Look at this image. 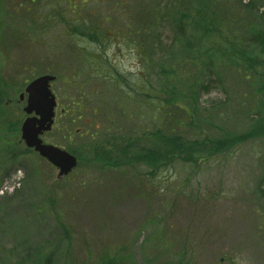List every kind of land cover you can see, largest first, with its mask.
Here are the masks:
<instances>
[{
  "label": "rangeland",
  "instance_id": "obj_1",
  "mask_svg": "<svg viewBox=\"0 0 264 264\" xmlns=\"http://www.w3.org/2000/svg\"><path fill=\"white\" fill-rule=\"evenodd\" d=\"M155 7V0H0V189L17 172L23 176L15 193H0V264H264V143L197 164L176 158L154 171L139 163L102 167L103 154L116 148L99 138L111 139L109 133L66 120L89 133L64 137L56 125L43 136L79 159L59 179L57 168L21 139L28 115L19 97L42 75L57 76L59 106L82 101L97 124L106 117L111 123L117 75L127 79L120 94L126 104L138 74L159 87L156 66L173 33L145 27ZM94 30L103 35L99 41L90 37ZM220 74L223 85L202 95L201 109L227 102L231 117L213 130L239 133L246 124L237 114L233 71ZM80 86L88 96L79 97ZM152 109L144 103L142 132L157 127Z\"/></svg>",
  "mask_w": 264,
  "mask_h": 264
},
{
  "label": "trees",
  "instance_id": "obj_2",
  "mask_svg": "<svg viewBox=\"0 0 264 264\" xmlns=\"http://www.w3.org/2000/svg\"><path fill=\"white\" fill-rule=\"evenodd\" d=\"M155 1L153 15L145 27L149 31L162 29L173 33L168 48L164 47L163 51L168 55H164L156 66L162 74L159 87L149 81L145 84L138 74L134 83L129 81L130 96L126 104L121 102L120 94L124 92L127 79L117 75L114 84H118V89L113 97L111 107L114 112L110 124L106 122L108 117L100 124L86 121L90 115L86 112L87 104L82 101L80 106L75 103L70 108L73 112L69 109L67 112L74 124L82 121L88 129L93 124L101 136L109 133L111 139L99 137L102 141L115 142L116 148L110 150L111 157H107L108 152L103 154L105 164L101 166L139 163V166L147 165L154 171L176 158L197 164L202 158L221 156L248 142L263 144L264 0ZM102 36L99 30L90 35L97 41ZM153 36L147 35L149 43L154 42ZM160 41L165 42L164 33ZM208 41L212 48H207ZM205 49L206 60L202 57ZM222 72L225 78L229 73L230 78L236 81L237 114L246 124L239 133L223 128L219 134L220 131L213 130L218 119L231 117L227 102L211 105L205 111L201 109L202 95L214 88L213 85H223ZM144 103L154 110L151 119L157 127L153 132H142ZM105 108L109 114L110 108ZM108 126H114L113 131ZM190 131L197 136L186 135ZM116 153L119 156L114 159Z\"/></svg>",
  "mask_w": 264,
  "mask_h": 264
},
{
  "label": "water",
  "instance_id": "obj_3",
  "mask_svg": "<svg viewBox=\"0 0 264 264\" xmlns=\"http://www.w3.org/2000/svg\"><path fill=\"white\" fill-rule=\"evenodd\" d=\"M55 80L56 76L49 74L37 77L20 95V100L24 101L27 94L24 111L28 115L21 127V138L27 147L34 149L56 166L59 170L58 178H62L77 167V157L57 146L44 143L41 139V135L51 131L54 124L57 100L51 83Z\"/></svg>",
  "mask_w": 264,
  "mask_h": 264
},
{
  "label": "flooded vegetation",
  "instance_id": "obj_4",
  "mask_svg": "<svg viewBox=\"0 0 264 264\" xmlns=\"http://www.w3.org/2000/svg\"><path fill=\"white\" fill-rule=\"evenodd\" d=\"M56 80H57V76H56ZM52 86H53V82L51 83V88H52ZM78 90H79L80 93H82V94H79L80 98H84L85 96H88V94H86V92L83 91V87L82 86H80L78 88ZM55 96H56V94H55ZM56 100H57V106L55 108L54 124L52 126L51 131L53 130L54 126L57 125L59 128H61L63 130L61 133L64 135V137L65 136L71 137V135H78V136L87 135V133L85 131L83 132L82 129H79V128L73 129V128H69L68 127V124L65 121L66 120H72V116L71 115H67L69 106H67V107L59 106V102H58L57 96H56ZM74 105H75V103L73 104V106ZM78 105L80 106L79 102H78ZM69 110L71 111V109H69ZM71 112H73V111H71ZM86 112H90V109L87 108V107H86ZM87 120H89V117H86V121ZM48 132H50V131H48ZM48 132H45L44 134L41 135V139L43 140L44 143H47V142L44 141L43 136L46 133H48ZM47 144H49V143H47Z\"/></svg>",
  "mask_w": 264,
  "mask_h": 264
},
{
  "label": "built area",
  "instance_id": "obj_5",
  "mask_svg": "<svg viewBox=\"0 0 264 264\" xmlns=\"http://www.w3.org/2000/svg\"><path fill=\"white\" fill-rule=\"evenodd\" d=\"M21 187V175L18 174L14 176L11 180L6 181L2 188L1 193H13L16 189H19Z\"/></svg>",
  "mask_w": 264,
  "mask_h": 264
}]
</instances>
